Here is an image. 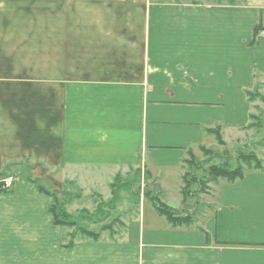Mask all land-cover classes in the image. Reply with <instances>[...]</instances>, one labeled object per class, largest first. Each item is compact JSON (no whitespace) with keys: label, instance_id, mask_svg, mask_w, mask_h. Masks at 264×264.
I'll list each match as a JSON object with an SVG mask.
<instances>
[{"label":"crops","instance_id":"0c3cea01","mask_svg":"<svg viewBox=\"0 0 264 264\" xmlns=\"http://www.w3.org/2000/svg\"><path fill=\"white\" fill-rule=\"evenodd\" d=\"M256 90L264 95V0H0V171L19 172L0 194V240L30 237L26 255L48 249L63 264H264V167L220 180L194 210L181 193L189 151L208 128H245ZM133 169L158 194L164 175L179 174L175 204L155 196L192 222L157 209L160 218L125 219L121 199L111 239L43 246L59 243L61 226L29 176L62 201L59 192L96 196L103 175Z\"/></svg>","mask_w":264,"mask_h":264},{"label":"rangeland","instance_id":"374dc122","mask_svg":"<svg viewBox=\"0 0 264 264\" xmlns=\"http://www.w3.org/2000/svg\"><path fill=\"white\" fill-rule=\"evenodd\" d=\"M227 0H222V2ZM257 91V90H256ZM258 92V91H257ZM255 102L252 107V115L253 118H251V124L252 127L250 129H244V128H227L223 130L222 139L224 140V144H221L217 137L212 134L208 135V140L204 143V146L206 148L212 149V152H205L201 150V148H197L195 150V158L192 161V166L186 162L183 164L182 171L183 173L186 171L189 172L188 181H190L189 186L185 187V199L184 202H187L185 204L189 206L190 210H194V208L197 206H203L207 200H213V196L215 194L216 190V184L218 182L209 181L210 178V169L215 165H221L222 163L227 164L231 168H236L240 162L243 165L245 175L251 174V172L257 171L254 168V165H249L248 163H242V161H239L238 156L244 152L252 151L254 152L258 158L260 165L264 167V95H261L259 97H256ZM254 101V100H253ZM0 158H1V151H0ZM141 170V169H139ZM3 172L6 173V175H14L17 177L19 175L18 171H15V169L12 168V166H8L3 169ZM139 171H135L134 169L130 172L129 176H123L120 174V184L123 187L124 184H132L136 191H139L136 196L132 194H128V191L122 192L121 190V197L123 201V205H127L129 207V211L123 215V218L127 219L130 217V214H136L139 215L140 213H145L146 221L154 215L155 219L160 218L158 217V214L156 213V207H154V196L158 194L156 191V184L151 183L150 188L147 189L146 184L148 183V178L146 176L138 175ZM163 176V175H162ZM116 176H110L107 177L103 175L99 179L101 182L99 185V189H97L96 196H94V193L91 194L88 191H83V193H71L70 196H63L62 192H59L60 199L62 202H65V207L67 210L74 215L79 214L80 210L82 208H87L90 211H93L96 208V205L101 200H109L112 198V191L109 182L113 183ZM110 179L109 182H105V179ZM17 180V179H16ZM162 188H160L158 196L161 200L169 203H176L177 198H179L180 192V175H174L168 177L164 175L163 178ZM224 181V180H223ZM226 182V181H224ZM186 183L182 180V187ZM181 187V189H182ZM13 188V187H12ZM11 188V189H12ZM10 189V191H11ZM9 192H1V195H6ZM182 193V192H181ZM77 194L82 196H77ZM208 195V196H207ZM143 196V197H142ZM183 196V193H182ZM130 197V199H129ZM1 200V199H0ZM129 201L128 203H125L124 201ZM120 203V202H119ZM118 203V207L121 205V203ZM183 205V204H182ZM122 206V205H121ZM169 206V205H168ZM183 206V207H185ZM187 206V207H188ZM171 209H173L172 206H169ZM125 210V209H122ZM175 210V209H174ZM176 211V210H175ZM110 213L106 215L107 220L104 222L106 224H110L114 227V229L119 225L118 219H120V210L117 208L114 211H109ZM176 215L178 216H185L189 218L190 216L187 214H182V211H176ZM193 213V212H192ZM133 217H135L133 215ZM133 217L131 219L126 220L127 222H131ZM191 218V217H190ZM189 218V219H190ZM155 219H151L150 221L153 222ZM191 218V222H192ZM160 220H164V217ZM82 224L88 225L90 229L99 230L100 224L96 223H88L83 222ZM7 227V226H6ZM67 230L69 232H72L75 230L74 228H67V227H61V233L59 235V240L56 242V238L53 240H47L43 243V246L46 247H54V245L61 246L62 244L68 242L70 239H68ZM109 231H103L102 237L104 239L100 240H108L111 239L109 236ZM71 238V235H70ZM86 238L82 236L81 233L78 231H75L74 239V246L79 242L78 240ZM87 239V238H86ZM55 240V241H54ZM98 240V241H100ZM32 243V240L30 237H23V238H11V239H2L0 240V264H63V261L61 258L57 256V253L50 252V250H46L44 252L43 249L39 250H33L32 254L26 255L27 251L24 250L26 246H30ZM73 246V247H74ZM70 250V249H69ZM5 252L12 253V255H6ZM46 253V254H45ZM70 260V259H69Z\"/></svg>","mask_w":264,"mask_h":264},{"label":"trees","instance_id":"16d2710c","mask_svg":"<svg viewBox=\"0 0 264 264\" xmlns=\"http://www.w3.org/2000/svg\"><path fill=\"white\" fill-rule=\"evenodd\" d=\"M191 2H198V0H189ZM217 3H222V0H213ZM228 2H233V0H227ZM262 28V25H258L255 28V36L258 34L259 30ZM249 99L254 100L256 97L260 96V93L250 92L247 91ZM251 118H253V115H250ZM253 124L251 122L244 128V129H250ZM207 131L211 134H214L218 141L221 144H224V140L222 139L221 134V128L220 126H217L215 128H208ZM201 150L205 152H212V149L206 148L205 146L200 147ZM189 158L185 160L186 163L190 164L192 166V161L196 157L192 151H189ZM239 161H242V163H248L249 165H254V168L256 170H263V166L260 165L258 156L252 152H244L238 156ZM7 176L5 172L0 171V177ZM189 172L186 171V173H183L182 179L186 183L182 189L181 192L183 193V199H185V191L186 188L189 186L190 181H188ZM245 177V171L243 168V165L240 164L236 168H231L227 164L222 163L221 165H215L210 169V178L208 179V182L214 181L218 182V180H226L229 182H235L237 180H241ZM29 179L31 182H33L38 190L42 193H45L51 197L54 198L55 202L53 205L50 206L49 210L53 214L54 217V223L56 225H59L61 227H67V228H74L70 235V241L65 246L72 249L74 246V239L75 231H78L82 234V236L87 237L91 240L97 241L100 239L103 231H114V227L110 224L104 223L107 220L106 215H108L109 211H114L117 209L118 203L121 201L122 197L121 190L122 186L119 182L120 176H116L114 179V182L111 183V191H112V198L109 200H101L97 203L96 208L93 211L88 210L87 208H82L80 210L79 214L74 215L71 214L65 207V202H62L59 200V197L57 193H54L50 191L49 189L45 188L44 185H41L37 180L33 179L29 176ZM9 190H4L3 188H0L1 192H9ZM153 203L159 212V214L165 216L171 223L173 224H189L191 222V218L178 216L176 215V211L174 209H171L167 204L163 203L161 200L158 199L157 196H154ZM119 221V219H118ZM83 222L88 223H96L100 224V229H90L88 225L82 224Z\"/></svg>","mask_w":264,"mask_h":264},{"label":"built area","instance_id":"2783aa9c","mask_svg":"<svg viewBox=\"0 0 264 264\" xmlns=\"http://www.w3.org/2000/svg\"><path fill=\"white\" fill-rule=\"evenodd\" d=\"M16 179L17 178L12 174L0 177V188H3L4 190L11 189L16 182Z\"/></svg>","mask_w":264,"mask_h":264}]
</instances>
